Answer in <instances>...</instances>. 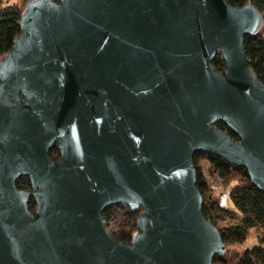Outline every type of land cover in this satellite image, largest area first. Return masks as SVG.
Instances as JSON below:
<instances>
[{
  "label": "water",
  "instance_id": "obj_1",
  "mask_svg": "<svg viewBox=\"0 0 264 264\" xmlns=\"http://www.w3.org/2000/svg\"><path fill=\"white\" fill-rule=\"evenodd\" d=\"M263 25L253 4L226 0L28 3L0 60V264L223 255L194 157L245 169L264 193V83L245 55V37ZM23 177L31 189L17 188ZM116 206L140 213L131 244L106 229Z\"/></svg>",
  "mask_w": 264,
  "mask_h": 264
},
{
  "label": "trees",
  "instance_id": "obj_2",
  "mask_svg": "<svg viewBox=\"0 0 264 264\" xmlns=\"http://www.w3.org/2000/svg\"><path fill=\"white\" fill-rule=\"evenodd\" d=\"M57 1V0H54ZM234 7H242L246 4H253L262 14L264 19V0H226ZM23 10L15 5L0 8V60L12 49L15 39L20 33V23ZM246 59L259 79L264 83V25L255 35L245 37ZM214 68L219 73H224L225 62L221 55H217L213 62ZM217 128L225 131L231 138L238 140L235 133L219 122ZM50 158L56 161L60 158L59 145H55L50 150ZM207 159L211 165V173L217 175L229 185V199L234 209H228L224 199H214L209 195V187L204 180L201 169L198 167L199 159ZM194 164L197 172V188L203 197V213L220 231L222 240L226 246L244 244L252 232L258 235L259 245L252 249L238 250L232 257H228L227 249L223 255L216 256L213 264H264V193L254 187L249 178L248 172L240 167L233 166L226 161L198 153L194 157ZM16 186L20 190L31 189L29 178H20ZM124 208L123 206H116ZM107 209L103 213L104 221H110V212L113 208ZM28 209L35 213L36 202L31 199ZM126 221L118 226L112 236L119 241L131 244L133 236L137 232V222L140 213H133L125 208ZM218 219L233 220L231 225L220 229Z\"/></svg>",
  "mask_w": 264,
  "mask_h": 264
},
{
  "label": "rangeland",
  "instance_id": "obj_3",
  "mask_svg": "<svg viewBox=\"0 0 264 264\" xmlns=\"http://www.w3.org/2000/svg\"><path fill=\"white\" fill-rule=\"evenodd\" d=\"M33 0H0V8H5L10 5H15L18 8L24 9L26 8L27 4ZM198 167L201 169L202 175L204 180L207 182L209 187V195H211L214 199L220 201V199H224L226 203V207L228 209H234L233 205L229 199V185L226 184L222 179H220L217 175L211 173V169L213 168L211 163L207 159H199L197 161ZM125 207L120 208L116 207L113 208L110 212V221L106 223V229L108 233L112 236L113 232L117 230L118 226L122 223H125L127 220L125 217ZM218 226L220 229L225 228L228 225L233 223V220H217ZM259 245L258 235L256 232H252L248 237L247 241L242 245H229L226 246L228 257H232L238 250L242 249H252L255 246Z\"/></svg>",
  "mask_w": 264,
  "mask_h": 264
}]
</instances>
